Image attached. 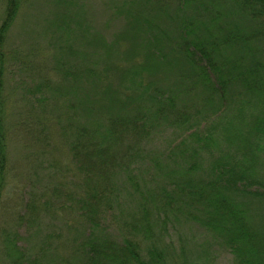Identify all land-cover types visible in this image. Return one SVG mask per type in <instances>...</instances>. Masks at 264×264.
I'll return each instance as SVG.
<instances>
[{
  "label": "trees",
  "instance_id": "16d2710c",
  "mask_svg": "<svg viewBox=\"0 0 264 264\" xmlns=\"http://www.w3.org/2000/svg\"><path fill=\"white\" fill-rule=\"evenodd\" d=\"M25 3L5 0L0 25V194L10 161L14 106L3 82L5 60L15 52L8 55L5 46ZM133 3L124 15L128 27L117 41L130 45V55L122 57L131 66L111 65L122 81L120 89L104 86L105 98L91 108L53 99L59 108L54 113L67 117L61 137L73 139L68 171L74 167L70 176L78 181L69 187L62 173L55 182L56 199L69 202L57 212L69 216L64 219L72 231L68 259L72 264H181L177 259L183 260L184 246L177 252L166 238L189 224L211 233L215 243L223 239L235 264H264V0ZM93 41L109 53L116 45L107 46L97 36ZM57 63L70 83L65 93L81 90L79 82L87 88L100 81L95 68L74 71ZM162 66L178 67L175 83L163 87L138 80ZM128 83L136 86L124 94ZM28 87L30 95L22 96L27 113L20 117L33 140L49 145V134L41 137L50 131L47 119L35 112L52 101L54 90L63 89L38 83ZM110 94L118 99L107 98ZM56 122L61 123L60 117ZM117 223L127 230L123 244L108 233V225ZM15 236L5 242L9 255L13 264H26L30 254ZM59 251L46 243L31 264ZM195 256L202 264L201 253ZM60 259L66 261L64 255Z\"/></svg>",
  "mask_w": 264,
  "mask_h": 264
},
{
  "label": "rangeland",
  "instance_id": "374dc122",
  "mask_svg": "<svg viewBox=\"0 0 264 264\" xmlns=\"http://www.w3.org/2000/svg\"><path fill=\"white\" fill-rule=\"evenodd\" d=\"M214 1L207 0L208 3ZM133 4V0H61V2L57 0V3L56 0H26L10 30L5 52L8 55L11 52L15 54L12 58L9 55L8 60L5 57L3 85L5 94L10 97L9 99H13L14 106L11 110L13 118L9 123L12 137L10 161L5 186L0 194V264H13L5 242L7 238L17 239V236L14 237L15 234H18L19 246L30 254V257L24 260L26 264H31L34 259L32 256L41 251L46 243L58 246L59 254L39 259L37 264H72L73 260L68 259L72 246L69 241L72 239V231L67 229L64 221L66 212L57 213L62 207L61 203L65 206L69 202L56 199L58 195L55 182L62 173L67 186L72 187V183L78 181L70 176L76 171L75 168L71 167L68 171L71 164L68 144L73 139L70 136L67 137L69 140L61 137L63 135L61 127L67 123V117L54 113L59 108L55 107L53 99L60 102L64 99L76 103L79 101L82 104L84 102L81 108L84 106L91 108L95 107L94 102L99 104L105 98V94H101L102 90L106 89L104 86L111 83L113 92L120 89L122 81L111 65L118 63L120 68L125 70L131 66V62L123 61L125 58L122 57L123 54L130 55V45L122 47L121 42L117 41L120 40L118 35L128 27L124 15H127L126 9ZM5 10V0H0V25ZM96 36L102 37L103 43L107 46L116 44L114 49L109 53L106 47H100L93 41ZM140 58L139 55L136 60ZM57 62L66 64L68 68L74 67V71H77L75 68L78 67L84 70L95 68L100 81H96L98 83L94 87L89 84L87 88L85 87L87 84L83 86L79 82L81 90L77 93L73 90L65 93L70 83L59 74ZM151 72L153 74H150ZM177 73L178 67L171 70L170 66L152 67L150 71H145L142 77H138V80L146 84L151 81L158 86L168 87L175 83ZM45 77L51 84L46 83ZM37 83L63 89V92L54 90L52 101L46 100L42 107L36 108L38 111L35 114L47 119L46 127L50 131L44 132L41 137L45 138L48 133L49 145L33 140V134L28 133L27 122L20 117L22 111V115H26L25 105L28 103L22 96L29 93L27 91L29 85ZM130 86L135 87L136 84H126L124 91L121 89L124 94ZM108 97L115 101L118 99L116 94H110ZM73 117L75 118L74 114ZM89 118L96 121V116ZM56 119L60 124H57ZM35 128L37 129V126ZM45 187L48 188L45 190ZM53 189L55 192L50 193ZM47 201L48 206L45 205ZM68 218L69 216L66 219ZM130 219L128 217L125 221L129 222ZM108 233L117 243L123 244L127 230L122 223H117L113 226L108 225ZM186 235L195 237L194 241H190ZM210 238L211 233L207 234L200 226L183 224L182 227H178L176 233L169 232L166 241L173 242L177 252H182L184 246L185 258L177 259L181 264L184 260L186 262L184 264H197L195 254L200 253L205 258L204 261L201 260L202 264H235L236 258L226 247L224 240L219 239L218 243H215ZM204 242L207 244L200 249ZM61 255L66 257V261L60 259ZM37 261L38 258L35 262Z\"/></svg>",
  "mask_w": 264,
  "mask_h": 264
}]
</instances>
